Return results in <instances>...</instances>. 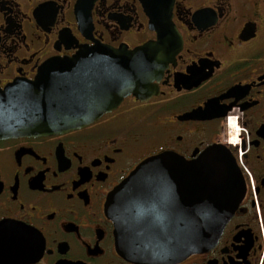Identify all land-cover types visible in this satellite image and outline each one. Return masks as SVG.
I'll list each match as a JSON object with an SVG mask.
<instances>
[{
    "label": "flooded vegetation",
    "instance_id": "1",
    "mask_svg": "<svg viewBox=\"0 0 264 264\" xmlns=\"http://www.w3.org/2000/svg\"><path fill=\"white\" fill-rule=\"evenodd\" d=\"M163 24L177 40L146 102L0 140V264H134L116 250L108 195L149 157L215 145L244 196L214 245L173 264H264V0H0V90L82 47H142Z\"/></svg>",
    "mask_w": 264,
    "mask_h": 264
},
{
    "label": "water",
    "instance_id": "2",
    "mask_svg": "<svg viewBox=\"0 0 264 264\" xmlns=\"http://www.w3.org/2000/svg\"><path fill=\"white\" fill-rule=\"evenodd\" d=\"M150 18L156 25L159 17ZM162 28L156 41L134 50L82 47L46 63L32 81L0 90V140L64 134L95 122L130 95L150 98V83L177 40L173 29ZM244 193L234 159L215 145L192 161L169 152L145 159L108 195L105 212L121 257L172 264L211 247Z\"/></svg>",
    "mask_w": 264,
    "mask_h": 264
},
{
    "label": "rangeland",
    "instance_id": "3",
    "mask_svg": "<svg viewBox=\"0 0 264 264\" xmlns=\"http://www.w3.org/2000/svg\"><path fill=\"white\" fill-rule=\"evenodd\" d=\"M264 37V36H263Z\"/></svg>",
    "mask_w": 264,
    "mask_h": 264
}]
</instances>
